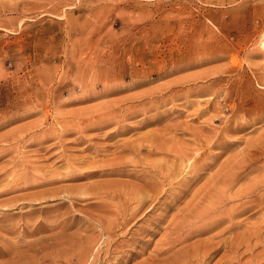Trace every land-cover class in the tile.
<instances>
[{"label": "rangeland", "instance_id": "1", "mask_svg": "<svg viewBox=\"0 0 264 264\" xmlns=\"http://www.w3.org/2000/svg\"><path fill=\"white\" fill-rule=\"evenodd\" d=\"M263 87L264 0H0V264H264V190L235 192L264 179V149L230 170L264 137Z\"/></svg>", "mask_w": 264, "mask_h": 264}, {"label": "bare ground", "instance_id": "2", "mask_svg": "<svg viewBox=\"0 0 264 264\" xmlns=\"http://www.w3.org/2000/svg\"><path fill=\"white\" fill-rule=\"evenodd\" d=\"M262 46H263V45H262ZM141 73H142V72H141ZM134 75H135V74H134ZM161 75H162V74H161ZM161 75H160V76H161ZM141 76H142V75H141ZM135 77H136V76H135ZM142 77H143V76H142ZM157 77H159V76H157ZM159 78H160V77H159ZM255 78H256V77H255ZM111 81H112V80H111ZM181 81H182V80H181ZM250 81H251V80H250ZM190 82H191V81H190ZM109 83H110V82H109ZM117 83H118V82H117ZM133 83H134V82H133ZM135 83H136V82H135ZM135 83H134V84H135ZM178 83H179V82H178ZM120 84H121V83H120ZM125 84H126V83H125ZM121 85H122V84H121ZM136 85H137V84H136ZM116 86H119V85L116 84ZM116 86H115V87H116ZM109 87H110V86H109ZM113 87H114V86H113ZM119 87H120V86H119ZM119 87H117V88H119ZM129 87H130V86H129ZM132 87H134V86H132ZM168 87H169V86H168ZM170 87H171V86H170ZM107 88H108V87H107ZM125 88H126V87H125ZM263 88H264V87H263ZM115 89H116V88H115ZM115 89H114V92H116ZM121 89H122V88H121ZM121 89L119 88V90H121ZM127 89H128V88H127ZM162 89H163V88H162ZM164 89H165V87H164ZM164 89H163V90H164ZM168 89H169V88H168ZM116 90H117V89H116ZM124 90H125V89H124ZM110 91H113V90H110ZM157 91H158V90H157ZM160 91H161V90H160ZM164 91H165V90H164ZM85 92H86V91H85ZM118 92H119V91H118ZM148 92H149V91H148ZM101 93H102V95H103V94H104V91H102ZM108 93H109V91H108ZM110 93L112 94V92H110ZM93 94H94V93H93ZM97 94H100V93H97ZM105 94H107V93H105ZM149 94H151V93L149 92ZM90 95H92V94H90ZM90 95H89V97H90ZM94 95H95V94H94ZM113 95H114V94H113ZM86 96H87V95H86ZM95 96H96V95H95ZM95 96H94V97H95ZM98 96L100 97L101 95H98ZM98 96H97V97H98ZM245 96H247V95H245ZM161 97H162V96H161ZM230 97H231V95H230ZM90 98H92V97H90ZM133 98H134V97H133ZM137 98H138V97H137ZM155 98H156V97H155ZM174 98H175V97H174ZM247 98H249V97H247ZM130 99H131V98H130ZM244 99H245V98H244ZM126 100H127V99H126ZM126 100H125V101H126ZM138 100H139V99H138ZM150 100H151V99H150ZM162 100H163V99H162ZM164 100H165V99H164ZM248 100L250 101V99H248ZM117 101H118V100H117ZM132 101H133V99H132ZM255 101H256V100H255ZM129 102H130V100H129ZM147 102H148V101H147ZM244 102H246V100H245ZM108 103H109V102H108ZM108 103H107V104H108ZM113 103H114V102H113ZM148 103H149V102H148ZM171 103H172V102H171ZM107 104H106V106H107ZM122 104H123V103H122ZM157 104H158V103H157ZM160 104H161V103H160ZM233 104H234V103H233ZM259 104H260V106H261V105H264V102H259ZM109 105H110V104H109ZM117 105H118V104H117ZM119 105L121 106V104H119ZM151 105H152V104H151ZM245 106H246V105H245ZM260 106H258V107H259V110H261V109H260ZM121 107H122V106H121ZM132 107H133V106H132ZM132 107H129V108H132ZM248 107H249V106H248ZM253 107H254V106H253ZM261 107H262V106H261ZM115 108H117V107L115 106ZM232 108H233V107H232ZM96 109H97V108H96ZM118 109L121 110L120 107H119ZM132 109H133V108H132ZM107 110H108V108L105 110V113H106ZM120 110H119V111H120ZM125 110H126V109H125ZM126 111H129V110H126ZM136 111H137V110H136ZM256 111H258L257 108H256ZM103 112H104V110L102 111V113H103ZM121 112H122V111H121ZM132 112H133V111H130V113H132ZM138 112H139V111H138ZM206 112H207V111H206ZM206 112H205V113H206ZM258 112H259V111H258ZM263 112H264V111H263ZM107 113H108V111H107ZM245 113H246V112H245ZM99 114H100V113H99ZM109 114H110V113H109ZM116 114H117V113H116ZM120 114H121V113H120ZM126 114H127V113H126ZM128 114H129V112H128ZM255 114H256V113H255ZM263 114H264V113H263ZM263 114H262V116H264ZM70 115H71V114H70ZM94 115H95V114H94ZM100 115H101V114H100ZM102 115L104 116V114H102ZM110 115H113V113L110 114ZM110 115H109V116H110ZM118 115H119V114H118ZM130 115H131V114H130ZM130 115H129V116H130ZM143 115H144V114H143ZM242 115H243V114H242ZM250 115L253 117V118H252V125H255V124L261 123V122H263V120H264V119L262 118L261 115H257V114H256L255 116H253V113H251ZM80 116H81V115H80ZM97 116H99V115H97ZM105 116H106V114H105ZM120 116H121V115H120ZM126 116H127V115H126ZM101 117H102V116H101ZM106 117H107V116H106ZM111 117H112V116H111ZM114 117H115V116H114ZM122 117H123V116H122ZM240 117H241V116H240ZM248 117H249V116H248ZM248 117H247V118H248ZM78 118H79V117H78ZM99 118H100V117H99ZM108 118H109V117H107V120H108ZM123 118H125V117H123ZM127 118H128V117H127ZM216 118H217V117H216ZM243 118H245V117H243ZM75 119H76V118H75ZM79 119H80V118H79ZM85 119H87V117H86ZM90 119H91V117H90ZM102 119H103V118H102ZM110 119H113V118H110ZM128 119H129V118H128ZM128 119H127V120H128ZM241 119H242V117H241ZM81 120H82V119H81ZM81 120H80V121H81ZM113 120H114V119H113ZM118 120H120V119H118ZM96 121H98V120L96 119ZM111 121H112V120H111ZM237 121H238V119H237ZM247 121H248V120H247ZM100 122H101V121H100ZM116 122H117V120H116ZM116 122L113 121V123H115V124H116ZM242 122H243V121L240 122V120H239V123H242ZM74 123H75V122H74ZM80 123H81V122H80ZM82 123H83V122H82ZM94 123L97 124V123H99V122H95V121H94ZM107 123H108V121H107ZM109 123H110V122H109ZM122 123H125V122H122ZM234 123H235V122H234ZM77 124H78V123H77ZM96 124H90V125H96ZM242 124H243V123H242ZM90 125H86V126H89V127H90ZM102 125H103V123H101V125H98V124H97V126H100V127H101ZM105 125H106V124H105ZM113 125H114V124H113ZM118 125H120V124H118ZM118 125H117V127H118ZM233 125H234V127H233V126H229V127H233L234 129H232V130H234V132H237V133H239V132H243L244 130H246V128H247L248 126H250V125H248V123H246V124H244V125H240V126H237V125H235V124H233ZM108 126H109V125H108ZM108 126H107V127H108ZM115 126H116V125H115ZM121 126H123V125H121ZM136 126H137V125H136ZM93 127H94V126H93ZM104 127H105V126H104ZM117 127H116V128H117ZM132 127H133V126H132ZM67 128H68V127H67ZM67 128H66V129H67ZM81 128H82V127H81ZM91 128H92V127H91ZM95 128H96V127H95ZM95 128H94V129H95ZM129 128H130V127H129ZM136 128H137V127H136ZM139 128H140V127H139ZM66 129H65V130H66ZM82 129L84 130V128H82ZM82 129H81V130H82ZM85 129H86V128H85ZM92 129H93V128H92ZM97 129H99V128H97ZM117 129H118V128H117ZM65 130H63V131L65 132ZM72 130H73V128H72ZM74 130H75V129H74ZM113 130H115V129H113ZM118 130H119V129H118ZM228 130H229V129H228ZM230 130H231V129H230ZM67 131H68V130H67ZM78 131H79V130H78ZM90 131H91V130H90ZM115 131H116V130H115ZM115 131H114V132H115ZM121 131H122V130H121ZM124 131H125V130H124ZM128 131H129V130H128ZM76 132H77V131H76ZM82 132H83V131H82ZM82 132H80V133H82ZM85 132H86V131H85ZM209 132H210V131H209ZM213 132H214V131H213ZM227 132H228V131H227ZM67 133H68V132H67ZM69 133H71V132H69ZM123 133H124V132H123ZM187 133H188V132H187ZM63 134H64V133H63ZM230 134H231V133H230ZM65 135H67V134H65ZM106 135H107V134H106ZM167 135H168V134H167ZM192 135H193V134H192ZM225 135H226V134H225ZM228 135H229V134H228ZM261 135H262V134H261ZM107 136H108V135H107ZM215 136H216V135H215ZM226 136H227V135H226ZM226 136H225V137H226ZM80 137H81V136H80ZM193 137H194V136H193ZM208 137H209V135H208ZM218 137H219V136H218ZM258 137H259V136H258ZM172 138H173V137H172ZM211 138H212V137H211ZM211 138H210V139H211ZM159 139H160V138H159ZM162 139L164 140V138H162ZM173 139H174V138H173ZM210 139H209V140H210ZM238 139H239V138H238ZM242 139H243V138H242ZM257 139H258V138H257ZM142 140H143V139H142ZM146 140H147V139H146ZM163 140H162V141H163ZM165 140H166V138H165ZM165 140H164V143H165ZM195 140L197 141V139H195ZM215 140H216V139H215ZM223 140H224V139H223ZM239 140H240V139H239ZM255 140H256V139H255ZM143 141H144V140H143ZM158 141H159V140H158ZM192 141H193V140H192ZM199 141H200V140H199ZM216 141H217V140H216ZM75 142H76V141H75ZM144 142H145V141H144ZM152 142H154V141L152 140ZM159 142H161V139H160ZM169 142H170V140H169ZM219 142H220V141H219ZM194 143H195V141H194ZM198 143H201V142H198ZM211 143H212V142H211ZM216 143H217V142H216ZM221 143H223V142H221ZM252 143H253V145H254L255 142L252 141L251 144H252ZM75 144H77V143H75ZM146 144H147V143H146ZM153 144H154V143H153ZM153 144H152V145H153ZM155 144L157 145L158 143H155ZM159 144H160V143H159ZM161 144H162V143H161ZM165 144H166V143H165ZM165 144H162V145L165 146ZM203 144H204V143H203ZM205 144H206V143H205ZM219 144H220V143H219ZM219 144H218V146H221V145H222V144H220V145H219ZM224 144H225V143H224ZM230 144H231V143H230ZM247 144H248V143H247ZM251 144L249 143L248 145L250 146ZM122 145H124V144H122ZM135 145H136V144H135ZM135 145H134V146H135ZM137 145H138V143H137ZM144 145H145V144H144ZM147 145H148V144H147ZM150 145H151V144H150ZM168 145H169V144H168ZM210 145H211V144H210ZM215 145H217V144H215ZM215 145H212V146H215ZM134 146H133V147H134ZM142 146H143V145H142ZM148 146H149V145H148ZM148 146H147V147H148ZM154 146H155V145H154ZM166 146H167V145H166ZM212 146H211V147H212ZM222 146H223V145H222ZM249 146H248V147H249ZM123 147H124V146H123ZM126 147H127V146H126ZM126 147H124V148H126ZM135 147H136V146H135ZM147 147H146V148H147ZM197 147H198V146H197ZM199 147H200V145H199ZM208 147H209V146H208ZM248 147H247V149H248ZM251 147H252V149H251ZM131 148H132V147H131ZM131 148H130V147H129V148L127 147L126 149L129 150V149H131ZM149 148H150V147H149ZM153 148H154V147H153ZM153 148H152V149H153ZM173 148H174V147H173ZM183 148H184V147H183ZM212 148H215V147H212ZM217 148H218V147H217ZM219 148H221V147H219ZM222 148H223V147H222ZM87 149H88V148H87ZM121 149H122V148H121ZM135 149H140V148H137V147H136ZM144 149H145V148H144ZM192 149H193V147H192ZM201 149H202V148H201ZM247 149H246L245 151H247ZM263 149H264V137L258 139V140H257V144H255L254 147H253V146H250V149H248V150H249V151H248L249 153L247 152L246 155H244L245 152H243V153L241 154V155L247 156L246 159H245V158H244V160L242 159V162L239 160V161L242 163V167H239V165H237V163L233 162V164H234V165L236 164V166L233 167V168H231L230 170H231V171H240V170H241V171H242V170H243V171H246L249 167H248L247 165H245V164H247V163H249V162H250V163H256L257 160H258V158H259V152L262 151ZM132 150H133V149H132ZM145 150H147V149H145ZM157 150H158V149H157ZM177 150H178V149H177ZM189 150H190V149H189ZM194 150H196V149H193V151H194ZM203 150H204V148H203ZM207 150H208V149H207ZM210 150H211V149H210ZM210 150H209V151H210ZM124 151H125V150H124ZM130 151H131V150H130ZM151 151H152V150H151ZM151 151H150V152H151ZM159 151L161 152V150H158V153H159ZM162 151L165 152L164 149H162ZM169 151H170V150H169ZM174 151H175V150H174ZM179 151H180V150H179ZM181 151H182V150H181ZM186 151H187V150H186ZM190 151H191V150H190ZM196 151H197V150H196ZM205 151H206V149H205ZM242 151H244V150H242ZM100 152H101V151H100ZM126 152H127V151H126ZM137 152H138V151L136 150V153H137ZM140 152H142V151L140 150ZM140 152H139V153H140ZM150 152H148V153H150ZM156 152H157V151H156ZM156 152H154V153L156 154ZM163 152H161V153H163ZM166 152H167V150H166ZM172 152H173V150H172ZM176 152H177V151H175V152H173V153H176ZM187 152H188V151H187ZM187 152H185V153L187 154ZM93 153H94V152H93ZM118 153H119V152H118ZM121 153H122V152H121ZM131 153H135V152L132 151ZM131 153H129V155H131ZM145 153H146V152H145ZM179 153H180V152H179ZM181 153H184V151L181 152ZM181 153H180V154H181ZM189 153H190V152H189ZM209 153H210V152H209ZM211 153H212V152H211ZM159 154H160V153H159ZM164 154H165V153H164ZM190 154H191V153H190ZM221 154H223V153H221ZM221 154H219V155H221ZM262 154H263V153H262ZM137 155H138V154H137ZM137 155H135V156H137ZM139 155H140V154H139ZM150 155H151V154H150ZM166 155H167V154H166ZM191 155H192V154H191ZM198 155H200V154H198ZM202 155H203V153H202ZM209 155L212 156L213 154H212V155L209 154ZM215 155H216V154H215ZM133 156H134V155H133ZM148 156H149V154L147 155V157H148ZM177 156H178V152H177ZM179 156H180V155H179ZM138 157H139V156H138ZM142 157H143V155H141V158H142ZM144 157H145V156H144ZM183 157H184V156H183ZM183 157H182V158H183ZM186 157H188V156H186ZM197 157H198V156H196L195 158H197ZM200 157H201V156H200ZM214 157H215V156H214ZM216 157H217V156H216ZM135 158H137V157H135ZM135 158H134V160H135ZM145 158H146V157H145ZM177 158L179 159V157H177ZM180 158H181V156H180ZM184 158H185V157H184ZM209 158H210V157H209ZM209 158H206V156H205V158H204L205 164H206V160L209 159ZM263 158H264V157H263ZM263 158H262V159H263ZM132 159H133V158H132ZM137 159H138V158H137ZM137 159H136V161H137ZM147 159H148V158H147ZM178 159H177V160H178ZM188 159H189V158H188ZM191 159H192V158H191ZM200 159H201V158H200ZM205 159H206V160H205ZM215 159H216V158H215ZM231 159H232V158H231ZM234 159H235V157L233 158V160H234ZM236 159H237V158H236ZM247 159H248V162L246 161ZM115 160H117V159H115ZM138 160H139V159H138ZM174 160H175V159H174ZM196 160H197V159H196ZM213 160H214V159H213ZM68 161H69V160H68ZM120 161H121V160H120ZM143 161H144V158H143ZM178 161H179V160H178ZM178 161H177V162H178ZM181 161H182V160H181ZM184 161H186V159H185ZM187 161H188V160H187ZM189 161H191V160H189ZM194 161H195V160H194ZM229 161H230V160H229ZM141 162H142V161H141ZM145 162H146V163H147V162L149 163V161H145ZM208 162H209V160H208ZM208 162H207V166H208ZM215 162H216V161H215ZM230 162H231V161H230ZM236 162H238V160H237ZM113 163H114V162H113ZM137 163H138V162H137ZM139 163H140V162H139ZM178 163H179V162H178ZM178 163H177V164H178ZM183 163H184V162H183ZM194 163H195V162H194ZM196 163H197V161H196ZM201 163H202V162H201ZM201 163H200V164H201ZM238 163H239V162H238ZM241 163H240V164H241ZM123 164H124V163H123ZM130 164H131V163H130ZM130 164H129V165H130ZM132 164L134 165V163H132ZM149 164H151V163H149ZM149 164H148V165H149ZM154 164H155V163H154ZM162 164H163V163H162ZM165 164H166V163H165ZM174 164H175V162L173 163V165H174ZM188 164H189V163H188ZM223 164H224V163H223ZM223 164H222V165H223ZM257 164H258V163H257ZM119 165H120V164H119ZM136 165H137V164H136ZM136 165H135V166H136ZM145 165H146V164H145ZM167 165H168V164H167ZM170 165H171V164H169L168 169L170 168ZM212 165H213V164H212ZM226 165H227V164H226ZM228 165H230V167L233 166V165L230 164V163H229ZM228 165H227V166H228ZM231 165H232V166H231ZM106 166H107V165H106ZM115 166H116V165H115ZM135 166H134V167H135ZM137 166H138V165H137ZM139 166H140V165H139ZM156 166H158V164H156ZM162 166H163V165H162ZM200 166H201V167H204L202 164H201ZM200 166H198V167H200ZM215 166L217 167V165H215ZM227 166H225V167H227ZM261 166L263 167V165H261ZM108 167H109V166H108ZM119 167H120V166H119ZM121 167H122V165H121ZM121 167H120V168H121ZM125 167H126V166H125ZM149 167H150V166H149ZM151 167H152V166H151ZM154 167H155V166H154ZM165 167H166V166H165ZM180 167H182V166H180ZM189 167H190V166H187V171H188V168H189ZM252 167H253V165H252ZM100 168H101V167H100ZM105 168H106V167H105ZM116 168H117V167H116ZM120 168H118V169H120ZM160 168H161V167H160ZM160 168H159V169H160ZM173 168H174V167H173ZM173 168H172V169H173ZM178 168H179V167H178ZM183 168H184V167H183ZM196 168H197V166H196ZM196 168H195V170H196ZM205 168H206V167H205ZM209 168H210V167H209ZM221 168H223V167H221ZM254 168H255V167H254ZM259 168H261V167H259ZM101 169H102V168H101ZM101 169H98V170L101 171ZM103 169H104V168H103ZM107 169L109 170V168H107ZM111 169H112V168H111ZM113 169H114V168H113ZM118 169H117V170H118ZM124 169H125V168H124ZM150 169H151V168H150ZM154 169H156V168H154ZM163 169H164V168H163ZM176 169H177V168H176ZM180 169H181V168H180ZM191 169H192V168H191ZM199 169H200V168H199ZM218 169H219V168H218ZM223 169L225 170V168H223ZM249 169H250V168H249ZM91 170H92V169H91ZM156 170L158 171V169H156ZM161 170H162V168L160 169V172H159V173H160L161 175H163L164 173L162 174V173H161ZM182 170H183V169H182ZM182 170H181V172H182ZM193 170H194V169H192L191 171H193ZM201 170H202V169H201ZM206 170H207V169H206ZM206 170H205V171H206ZM224 170H223V171H224ZM226 170H228V169H226ZM250 170H251V169H250ZM250 170H249V171H250ZM252 170L255 171L254 169H252ZM252 170H251V171H252ZM256 170H257V168H256ZM96 171H97V170H96ZM118 171H119V170H118ZM118 171H117V172H118ZM142 171H143V170H142ZM163 171L165 172L166 170H163ZM168 171H169V170H168ZM176 171L178 172V170H176ZM184 171H185V170H184ZM247 171H248V170H247ZM89 172L91 173V171H89ZM94 172H95V171H94ZM97 172H98V171H97ZM119 172H120V171H119ZM125 172H126V171H125ZM172 172H174V171H172ZM177 172H176V173H177ZM179 172H180V170H179ZM181 172H180V175L182 174ZM199 172H200V171H199ZM201 172H202V171H201ZM226 172H227V171H226ZM260 172H263V170L261 171V169H260ZM100 173H101V172H100ZM108 173H109V171H108ZM148 173H150V172L148 171ZM151 173H152V172H151ZM153 173H154V170H153ZM166 173H169V172H166ZM170 173H171V171H170ZM188 173H190V172H188ZM191 173H192V172H191ZM197 173H198V171H197ZM220 173H222V172H220ZM228 173H229V171H228ZM231 173H232V172H231ZM263 173H264V172H263ZM85 174H86V173H85ZM101 174H102V173H101ZM154 174H155V173H154ZM174 174H175V172H174ZM174 174L172 173L171 175H174ZM223 174H226V173H223ZM229 174H230V173H229ZM260 174H262V173H260ZM88 175H89V174H88ZM90 175H91V174H90ZM118 175H120V174H118ZM123 175H124V174H123ZM130 175H131V174H130ZM142 175H143V174H142ZM142 175H141V178H140L139 180L142 179ZM155 175H156V174H155ZM165 175H166V174H165ZM165 175H163V176H165ZM169 175H170V174H169ZM171 175L169 176V178L171 177ZM178 175H179V174H178ZM184 175H185V172H184ZM215 175H216V173H215ZM219 175H220V174H218L217 177H219ZM230 175H231V174H230ZM74 176H75V175H74ZM76 176H77V175H76ZM83 176H84V174H83ZM83 176H82V177H83ZM135 176H136V175H135ZM145 176H146V174H145ZM190 176H192V175H190ZM190 176H188V177H190ZM223 176H224V175H222V177H223ZM243 176H244V175H243ZM245 176H246V175H245ZM139 177H140V176H139ZM143 177H144V176H143ZM147 177H148V176H147ZM147 177H146V178H147ZM150 177H151V176H150ZM155 177H156V176H155ZM158 177H160V176H158ZM167 177H168V175H167ZM183 177H184V176H183ZM186 177H187V175H186ZM195 177H196V176H195ZM197 177H198V176H197ZM220 177H221V176H220ZM224 177H225V176H224ZM224 177H223V179H224ZM261 177H262V176H261ZM83 178H85V177H83ZM98 178H99V177H98ZM135 178H138V176L135 177ZM146 178H145V179H146ZM148 178H149V177H148ZM161 178H162V176H161ZM163 178H164V177H163ZM172 178H173V177H172ZM176 178H177V176H176ZM247 178H248V177H247ZM153 179H154V178H153ZM153 179L150 178V180H153ZM166 179H167V178H166ZM178 179H179V178H178ZM187 179H188V178H187ZM187 179H185V180H181V181L178 183V185L181 184V187H182L183 181H186ZM190 179H191V177H190ZM214 179H217V178H214ZM243 179H244V178H243ZM243 179H242V180H243ZM135 180H136V179H135ZM139 180H138V181H139ZM147 180H148V179H147ZM157 180H158V179H157ZM161 180H162V179H161ZM161 180L159 179L158 181L160 182ZM163 180H164V179H163ZM175 180H176V179H175ZM179 180H180V179H179ZM179 180H178V181H179ZM210 180H212V177H211ZM238 180H239V179H238ZM144 181H146V180H144ZM153 181H154V180H153ZM155 181H156V179H155ZM164 181H165V180H164ZM171 181H172V179H171ZM212 181H214V180H212ZM212 181H211V182H212ZM216 181H218V179H217ZM223 181H224V180H223ZM227 181H228V180H227ZM229 181H230V180H229ZM252 181H253V180H252ZM136 182H137V180H136ZM136 182H135V183H136ZM141 182H142V181H141ZM147 182H148V181H147ZM159 182H158V183H159ZM187 182H188V181H187ZM193 182H194V181H193ZM211 182H210V183H211ZM233 182H234V181H233ZM155 183H156V182H155ZM160 183H161V182H160ZM162 183H163V182H162ZM174 183H175V182H174ZM194 183H195V182H194ZM198 183H199V182H198ZM210 183H209V184H210ZM237 183H238V182H237ZM108 184H110V183H108ZM118 184H119V183H118ZM122 184H123V183H122ZM138 184H139V183H138ZM165 184H166V183H165ZM168 184H169V183H167L166 186H167ZM170 184H171V182H170ZM170 184H169V185H170ZM176 184H177V183H176ZM185 184H186V183H185ZM205 184H206V180H205ZM207 184H208V183H207ZM211 184H212V183H211ZM213 184H215V183L213 182ZM231 184H232V183H231ZM248 184H249V182H248ZM24 185H28V184H24ZM101 185H102V184H101ZM106 185H107V184H106ZM142 185H143V183H142ZM147 185H148V184H147ZM147 185H146V187H148ZM156 185H157V183H156ZM158 185H159V184H158ZM158 185H157V186H158ZM160 185H163V184H160ZM160 185H159V186H160ZM190 185H191V184H190ZM217 185H218V184H217ZM223 185H224V183H223ZM229 185H230V184H229ZM235 185H236V184H235ZM20 186H21V185H20ZM22 186H23V185H22ZM96 186H98V185H96ZM107 186H108V185H107ZM126 186H127V185H126ZM130 186H131V184H130ZM130 186H129V187H130ZM133 186H134V185H133ZM154 186H155V184H154ZM154 186H151V185H150V189H154V188H152V187H154ZM183 186H186V185H183ZM191 186H192V185H191ZM215 186H216V185H215ZM244 186H245V185H244ZM27 187H28V186H27ZM104 187H105V185H104ZM113 187H114V186H113ZM115 187H116V186H115ZM137 187H138V186H137ZM143 187H144V186H143ZM146 187H145V188H146ZM160 187H161V186H160ZM160 187H157V189L160 188ZM212 187H214V186H212ZM219 187H220V184H219ZM219 187H218V188H219ZM224 187H225V186H224ZM235 187H236V186H235ZM237 187H238V186H237ZM24 188H25V187H24ZM24 188H23V189H24ZM105 188H107V187H105ZM116 188H118V187H116ZM131 188H132V187H131ZM162 188H163V186H162ZM171 188H172V185H171ZM177 188H179V187H177ZM200 188H201V187H200ZM216 188H217V187H216ZM240 188H241V187H240ZM107 189H108V188H107ZM109 189H110V188H109ZM120 189H121V188H120ZM147 189H148V188H147ZM166 189H167V188H166ZM173 189H175V188H173ZM173 189H172V190H173ZM204 189H205V188H204ZM213 189H214V188H213ZM230 189H231V188H230ZM90 190H93V189H90ZM98 190H99V189H98ZM111 190H112V189H111ZM127 190H128V189H127ZM127 190H126V191H127ZM137 190H138V189H137ZM163 190H164V189H162V191H163ZM167 190H168V189H167ZM176 190L178 191V189H176ZM183 190H184V188H183ZM200 190H201V189H200ZM209 190H211V189H209ZM262 190H264V179H263V177H262V179H259V180L256 181V182H252L251 184H249V186H247V187H245V188H243V189H241V190H238V191L236 190L235 192H237V193H236V197H237V198H242V197L244 198V197H248V196H251V195H253V194H257V193L261 194L260 192H262ZM94 191H95V190H94ZM103 191H104V190H103ZM106 191H108V190H106ZM129 191H130V190H129ZM147 191H149V189H148ZM155 191H156V190H155ZM158 191H159V189H158ZM158 191H157V193H158ZM162 191H161V193H162ZM174 191H175V190H174ZM212 191H213V190H212ZM212 191H211V194H212ZM216 191H217V190H216ZM219 191H220V189H219ZM232 191H234V190H232ZM232 191H231V192H232ZM119 192H121V191H119ZM166 192H167V191H166ZM169 192H170V191H169ZM169 192H168V194H169ZM175 192H176V191H175ZM229 192H230V191H229ZM229 192H228V193H229ZM231 192H230V193H231ZM97 193H98V192H97ZM112 193H113V191H112ZM117 193H118V192H117ZM125 193H126V192H125ZM128 193H129V192H128ZM130 193H132V191H131ZM137 193H138V192H137ZM140 193H141V192H140ZM149 193H150V192H149ZM173 193H174V192H173ZM178 193H179V191H178ZM232 193H234V192H232ZM102 194H103V193H102ZM106 194H107V193H106ZM132 194H133V193H132ZM134 194H135V193H134ZM150 194H151V193H150ZM152 194H153V193H152ZM159 194H160V193H159ZM159 194H158V195H159ZM163 194H165V193H163ZM206 194H207V193H206ZM209 194H210V193H209ZM209 194H208V196H209ZM97 195H98V194H96V196H97ZM99 195H100V194H99ZM104 195H105V194H104ZM111 195H112V194H111ZM119 195H120V194H119ZM161 195H162V194H161ZM161 195H160V197H161ZM171 195H172V194H171ZM175 195H176V194H175ZM178 195H179V194H178ZM201 195H202V193H201ZM204 195H205V194H204ZM223 195H224V194H223ZM232 195H233V194H232ZM257 195H258V194H257ZM106 196H107V195H106ZM123 196H124V195H123ZM136 196H137V195H136ZM139 196H140V195H138V197H139ZM151 196H152V195H151ZM155 196H157V194H156ZM172 196H173V195H172ZM199 196H200V195H199ZM199 196L197 195V197H199ZM210 196H211V195H210ZM228 196H229V194H228ZM234 196H235V193H234L233 197H234ZM102 197H103V196H100L101 199H102ZM121 197H122V195H121ZM130 197H131V195H130ZM153 197H154V195H153ZM168 197L171 198L170 196H168ZM194 197H195V195H194ZM205 197H206V196H205ZM212 197H213V196H212ZM223 197H224V196H223ZM127 198H128V197H127ZM132 198H133V197H132ZM148 198H150V197H148ZM148 198H147V199H148ZM157 198H158V197H157ZM166 198H167V196H166ZM199 198H200V197H199ZM207 198H208V197H207ZM209 198H210V197H209ZM215 198H216V197H215ZM224 198H225V197H224ZM226 198H227V197H226ZM117 199H118V198H117ZM122 199H123V198H122ZM143 199H144V200H143ZM145 199H146L145 197H144V198H141L140 200H139V198L137 199V200L140 201V204H139V203L137 204V205H139L138 207H141V206L143 207L144 205H146V204H144V203H145ZM151 199H153V198H151ZM155 199H156V197L154 198V200H155ZM171 199H172V198H171ZM197 199H198V198H197ZM197 199H196V200H197ZM201 199H203V197H202ZM218 199H219V198H218ZM228 199H229V197H228ZM131 200H132V199H131ZM154 200H153V201H154ZM180 200H181V199H180ZM199 200H200V199H199ZM210 200H211V199H210ZM242 200H243V199H242ZM258 200H259L260 202H263V200H264V195L260 196V198H259ZM117 201H118V200H117ZM135 201H136V200H135ZM149 201H150V200H149ZM164 201H165V200H164ZM169 201H170V200H169ZM177 201H178V199H177ZM223 201H224L223 198L220 199V200H218V201H216V200L214 201V199L211 200V201L209 202L210 207L208 208V210L210 209V210L218 211L219 208H220V206H221V204L223 203ZM238 201H240V200H238ZM243 201H245V200H243ZM104 202H105V201H104ZM133 202H134V201H133ZM133 202H132V203H133ZM155 202H156V201H155ZM158 202H160V201H158ZM166 202H167V201H166ZM161 203H162V202H161ZM196 203H197V202H196ZM8 204H9V203H8ZM22 204H23V203H22ZM118 204H119V202H118ZM121 204H122V203H121ZM121 204H120V205H121ZM133 204H134V203H133ZM143 204H144V205H143ZM152 204H153V202H152ZM90 205H91V204H90ZM99 205H100V204H99ZM99 205H98V206H99ZM107 205H108V204H107ZM129 205H130V203H129ZM131 205H132V204H131ZM147 205H149V204H147ZM147 205H146V206H147ZM163 205H164V204H163ZM169 205H170V202H169ZM189 205H190V204H189ZM196 205H197V204H196ZM202 205H203V204H202ZM262 205H263V203H262ZM88 206H89V205H88ZM96 206H97V205H96ZM172 206H173V205H172ZM232 206H233V205H232ZM90 207H92V206H90ZM123 207H124V206H123ZM131 207H132V206H131ZM135 207H136V206H135ZM142 207H141V208H142ZM150 207H151V205H150L148 208H150ZM198 207H199V206H198ZM198 207H195V208H198ZM248 207H249V206H248ZM256 207H258V206L256 205ZM107 208H108V207H107ZM141 208H140V210H141ZM148 208H147V209H148ZM157 208H158V207H157ZM157 208H154V209L156 210ZM160 208H161V206H160ZM163 208H164V206H163ZM192 208H193V207H192ZM195 208H194V209H195ZM99 209H100V206H99V208H98V211H100ZM120 209H121V208H120ZM189 209H190V208H189ZM227 209H228V208H227ZM246 209H248V208L246 207ZM260 209H261V208H260ZM102 210H103V209H102ZM106 210H107V209H106ZM138 210H139V209L137 208V211H138ZM143 210H144V208H143ZM148 210H149V209H148ZM152 210H153V209H152ZM192 210H193V209H192ZM195 210H196V209H195ZM195 210H194V211H195ZM197 210H198V209H197ZM96 211H97V210H96ZM153 211H154V210H153ZM199 211H200V210H199ZM219 211H220V210H219ZM223 211H224V210H223ZM263 211H264V210H263ZM103 212H104V211H103ZM151 212H152V211H151ZM154 212H155V211H154ZM189 212H190V211H189ZM196 212H197V211H196ZM213 212H214V211H213ZM100 213H101V212H100ZM109 213H110V212H109ZM118 213H119V211H118ZM121 213H123V212L121 211ZM129 213H130V212H129ZM134 213H136V212H134ZM138 213H139V212H138ZM156 213H157V212H156ZM214 213H215V212H214ZM237 213H238V212H237ZM241 213H242V209H241ZM119 214H120V213H119ZM119 214H118V215H119ZM140 214H141V213H140ZM192 214H193V213H192ZM116 215H117V213H116ZM121 215H122V214H121ZM129 215H130V214H129ZM149 215H150V214H149ZM238 215H239V214H238ZM238 215H236V216H238ZM127 216H128V215H127ZM135 216H136V215H135ZM138 216H139V214H138ZM152 216H153V215H152ZM155 216H157V215L155 214ZM182 216H183V215H182ZM184 216H188V215H184ZM236 216H235V214H234V218H235ZM103 217H104V216H103ZM113 217H115V216H113ZM116 217H117V216H116ZM121 217H122V216H121ZM153 217H154V216H153ZM205 217H206V216H205ZM100 218H101V217H100ZM100 218H99V219H100ZM117 218H120V215H119V217H117ZM117 218L114 219V221L117 220ZM126 218H127V217H126ZM158 218H159V216H158ZM234 218H233V219H234ZM237 218H238V217H237ZM93 219H94V218H93ZM99 219H98V220H99ZM102 219H103V218H102ZM134 219H135V217H134ZM154 219H155V218H154ZM191 219H192V218H191ZM216 219H217V218H216ZM219 219H220V218H219ZM235 219H236V218H235ZM235 219H234V220H235ZM260 219H261V218H260ZM98 220H96V222L99 223ZM103 220H104V219H103ZM103 220H102V221H103ZM121 220H122V218H121ZM127 220H128V219H127ZM148 220H150V218H149ZM148 220H146V221H148ZM186 220H187V219H186ZM221 220L223 221V219H221ZM221 220H219V221L221 222ZM226 220H227V219H226ZM228 220H229V219H228ZM238 220H239V219H238ZM263 220H264V219H263ZM102 221H101V222H102ZM114 221H113V223H115ZM150 221H151V220H150ZM229 221H230V220H229ZM232 221H233V220H232ZM94 222H95V221H94ZM103 222H104V221H103ZM108 222H109V221H108ZM120 222H121V221H120ZM120 222H119V223H120ZM128 222H129V221H128ZM132 222H133V221H132ZM132 222H131V223H132ZM151 222H152V221H151ZM155 222H156V221H155ZM183 222H184V221H183ZM187 222H188V221H187ZM211 222H212V221H211ZM234 222H236V220L233 221V223H234ZM242 222H244V221H242ZM260 222H261V220H260ZM98 223H95V224H98ZM104 223H105V222H104ZM104 223L102 224V226L104 225ZM113 223L111 222L110 224H113ZM124 223H125V222H124ZM126 223H127V221H126ZM129 223H130V222H129ZM152 223H153V222H152ZM179 223H180V222H179ZM215 223H216V221H215ZM223 223H224V222H223ZM257 223H258V222H257ZM100 224H101V223H100ZM100 224H99V226H100ZM106 224H108V223L106 222L105 225H106ZM147 224H148V223H147ZM147 224H145V225H147ZM149 224H150V223H149ZM207 224H208V223H207ZM212 224H213V223H212ZM212 224H211V225H212ZM227 224H228V223H227ZM229 224H230V222H229ZM237 224H238V223H237ZM105 225H104V226H105ZM125 225H126V224H125ZM130 225H131V224H130ZM157 225H158V224H157ZM182 225H183V224H182ZM184 225H185V224H184ZM193 225H194V224H193ZM211 225H210V226H211ZM213 225L215 226V224H213ZM223 225H224V224H223ZM233 225L235 226L236 223L233 224ZM233 225H232V226H233ZM252 225H253V224H252ZM111 226H112V225H111ZM151 226H152V225H151ZM185 226H186V225H185ZM204 226H205V225H204ZM210 226L207 228L208 230H206V233H207V231L210 230V229H209ZM214 226H213V227H214ZM219 226H220V225H219ZM221 226H222V225H221ZM225 226H226V225H224L223 227H225ZM262 226H263V224H262ZM107 227H108V228H107ZM107 227H106V228H107V230H108V232H109V227H110V226L108 225ZM120 227H121V226H120ZM125 227H126V226H125ZM141 227H142V225H141ZM182 227H183V226H182ZM206 227H207V226H206ZM211 227H212V226H211ZM227 227H228V226H227ZM101 228H102V227H101ZM123 228H124V226H123ZM202 228H203V227H202ZM234 228H235V227H234ZM236 228H237V227H236ZM252 228H253V227H252ZM262 228H263V227H261V229H262ZM126 229H127V227H126ZM130 229H131V228H130ZM138 229H139V228H138ZM148 229H149V228H148ZM184 229H185V228H184ZM203 229H204V228H203ZM215 229H216V228H215ZM218 229H219V228H218ZM218 229H217V230H218ZM230 229H231V228H230ZM232 229H233V228H232ZM239 229H240V227H239ZM254 229H255V228H254ZM177 230H178V229H177ZM222 230H223V229H222ZM248 230H249V229H248ZM256 230H257V229H256ZM258 230H259V227H258ZM110 231H111V230H110ZM204 231H205V230H204ZM228 231H229V229H228ZM263 231H264V230H263ZM263 231H262V232H263ZM103 232L105 233V231H103ZM125 232H127V230H126ZM137 232H138V231H137ZM175 232H176V234H177V231H175ZM193 232H194V231H193ZM211 232H212V231H211ZM215 232H216V231H215ZM221 232H222V231H221ZM226 232H227V231H226ZM195 233H196V232H195ZM204 233H205V232H204ZM208 233H209V232H208ZM227 233H228V232H227ZM233 233H234V232H233ZM233 233H232V234H233ZM105 234H106V233H105ZM132 234H133V233H132ZM139 234H140V233H139ZM198 234H199V233H198ZM200 234H201V233H200ZM215 234H216V233H214V236H216ZM223 234L225 235V231H224ZM230 234H231V233H230ZM234 234H235V233H234ZM136 235H137V233H136ZM178 235H179V234H178ZM190 235H191V234H190ZM192 235H193V234H192ZM201 235H202V234H201ZM212 235H213V234H212ZM221 235H222V234H221ZM221 235H220V236H221ZM228 235H229V234H228ZM249 235H250V234H249ZM254 235H255V234H254ZM172 236H173V235H172ZM193 236H194V235H193ZM195 236H196V235H195ZM195 236H194V237H195ZM217 236H218V235H217ZM225 236H226V235H225ZM135 237H136V236H135ZM135 237H134V238H135ZM190 237H192V236H190ZM231 237H232V236H231ZM239 237H240V236H239ZM244 237H245V236H244ZM188 238H189V237H188ZM223 238H224V237H221L220 239H223ZM175 239H176V238H175ZM186 239H187V238H186ZM225 239H226V237H225ZM227 239H228V238H227ZM241 239H242V237H240V240H241ZM245 239H246V238H245ZM254 239H255V238H254ZM260 239H261V238H260ZM260 239H259V240H260ZM235 240L237 241V239H235ZM174 241H175V240H174ZM179 241H180V240H179ZM184 241H185V240H184ZM222 241H223V240H222ZM243 241H244V240H243ZM263 241H264V240H262L261 243H262ZM230 242H231V241H230ZM253 242H255V240H254ZM206 243H207V242H206ZM226 243H227V242H225V244H226ZM179 244H180V243H179ZM208 244H209V243H208ZM225 244L222 243V246L225 245ZM230 244H231V243H230ZM236 244H237V243H236ZM243 244H244V243H243ZM254 244H255V243H254ZM262 244H263V243H262ZM262 244H261V245H262ZM214 245H215V244H214ZM228 245H229V244H228ZM261 245H260V246H261ZM220 246H221V245H220ZM235 246H236V245H235ZM241 246H242V245H241ZM109 247H110V246H109ZM230 247H231V246H230ZM233 247H234V245H233ZM233 247H232V248H233ZM243 247H244V246H243ZM248 247H249V246H248ZM205 248H206V246H205ZM214 248H215V247H214ZM225 248H226V247H225ZM261 248H262V247H261ZM209 249H210V248H209ZM222 249H223V248H222ZM244 249H246V248H244ZM244 249H243V250H244ZM252 249H254L253 246H252ZM207 250H208V249H207ZM214 250H216V249H214ZM217 250H218V249H217ZM226 250H227V249H226ZM231 250H232V249H231ZM239 250H240V248H239ZM211 251H212V249H211ZM211 251H210V252H211ZM227 251H228V250H227ZM229 251H230V249H229ZM233 251H234V249H233ZM235 251H236V250H235ZM257 251H258V250H257ZM198 252H199V251H198ZM198 252H197V253H198ZM201 252H202V251H201ZM206 252H208V251H206ZM219 252H220V251H219ZM248 252H249V251H248ZM259 252H260V251H259ZM259 252H258V253H259ZM263 252H264V251H263ZM226 253H228V252H226ZM230 253H231V252H230ZM246 253H247V251H246ZM252 253H254V252L252 251ZM198 254H200V253H198ZM204 254H205V253H204ZM210 254H211V253H210ZM231 254H232V253H231ZM231 254H230V255H231ZM234 254H235V253H234ZM243 254H244V252H243ZM260 254H261V253H260ZM202 255H203V254H202ZM205 255H206V254H205ZM205 255H204V256H205ZM255 255L258 256V254H256V253H255ZM194 256H195V255H194ZM198 256H199V255H198ZM200 256H201V255H200ZM232 256H233V255H232ZM243 256H244V255H243ZM243 256H242V259H239V260H243V258L245 259V256H244V257H243ZM247 256H248V254H247ZM250 256H251V255H250ZM250 256H249V257H250ZM263 256H264V254H263ZM263 256L261 255V257H263ZM223 257H224V256H223ZM238 257H239V256H238ZM249 257H248V258H249ZM15 258H16V257H15ZM192 258H193V256H192ZM192 258H191V260H193ZM203 258H205V257H203ZM232 258H233V257H232ZM232 258H231V259H232ZM236 258H237V257H236ZM239 258H240V257H239ZM258 258H259V257H258ZM258 258L256 257V259H258ZM246 259H247V258H246ZM16 260H17V259H16ZM194 260H195V258H194ZM196 260H197V259H196ZM237 260H238V259H237ZM258 260H259V259H258ZM186 261H187V260H186ZM228 261H229V260H228ZM231 261H233V259H232ZM254 261H255V257H254ZM12 262H13V261H12ZM14 262H15V261H14ZM204 262H205V261H204ZM204 262H203V263H204ZM226 262H227V261H226ZM229 262H230V261H229ZM229 262H228V263H229ZM239 262H240V261H239ZM248 262H253V256L249 259ZM255 262H256V261H255ZM259 262H261V261H259ZM198 263H199V261H198ZM198 263H197V264H198ZM5 264H6V263H5ZM8 264H9V263H8ZM187 264H188V263H187ZM195 264H196V262H195ZM226 264H227V263H226ZM232 264H233V263H232ZM236 264H237V262H236ZM246 264H247V263H246ZM251 264H252V263H251Z\"/></svg>", "mask_w": 264, "mask_h": 264}]
</instances>
